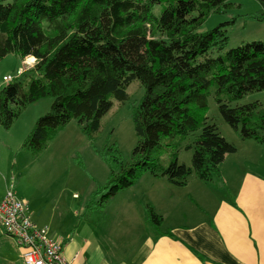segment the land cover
<instances>
[{
    "label": "trees",
    "instance_id": "obj_1",
    "mask_svg": "<svg viewBox=\"0 0 264 264\" xmlns=\"http://www.w3.org/2000/svg\"><path fill=\"white\" fill-rule=\"evenodd\" d=\"M257 1L261 10L254 18L263 21L264 0ZM231 4V0H0V61L11 54L21 61L35 59L31 68L0 89L1 126L9 129L27 106L50 98V110L37 119L21 149L38 156L71 121L93 140L112 108L111 99L124 104L127 88L137 81L144 94L132 111L136 144L131 158L124 161L114 145L98 152L108 177L93 194L100 198L86 209L102 207L145 173L178 187H184L191 175L202 182L219 179L220 165L236 147L203 116L211 88L222 120L241 140L264 148L262 105L229 107L264 90V42L246 43L220 55L228 42L223 24L205 33L196 31L211 13ZM182 147L192 151L190 167L178 163ZM162 148L167 164L155 156ZM145 210L148 220L159 227L161 216L150 206Z\"/></svg>",
    "mask_w": 264,
    "mask_h": 264
},
{
    "label": "crops",
    "instance_id": "obj_2",
    "mask_svg": "<svg viewBox=\"0 0 264 264\" xmlns=\"http://www.w3.org/2000/svg\"><path fill=\"white\" fill-rule=\"evenodd\" d=\"M33 60L28 57L21 63ZM23 68L18 71L30 67ZM6 132L3 137L10 136V129ZM29 132L0 142L22 171L40 178L38 160L51 142L34 157L21 149ZM232 144L236 152L225 157L220 178L211 182L191 175L184 187H178L165 178L141 175L111 198L120 218H83V202L79 209L76 203L68 205L65 186L51 203L39 199L38 192L17 199L26 204L33 223L62 243L71 264H264V148L252 140ZM61 172L56 176L62 177ZM4 174L0 166V201L7 187ZM147 206L161 216L159 227L148 220ZM1 233L0 229V264H23L19 247Z\"/></svg>",
    "mask_w": 264,
    "mask_h": 264
},
{
    "label": "rangeland",
    "instance_id": "obj_3",
    "mask_svg": "<svg viewBox=\"0 0 264 264\" xmlns=\"http://www.w3.org/2000/svg\"><path fill=\"white\" fill-rule=\"evenodd\" d=\"M231 3L229 7L220 8L216 12L211 13L196 29L198 33H205L223 24L222 29L226 30L228 42L226 47L220 52V55H224L228 50L246 43L264 42V20L258 21L254 18V16L259 15L261 10L258 1L231 0ZM160 9L161 6L155 7L153 13L155 15L159 14ZM31 63L33 62L28 64ZM19 67L27 68L28 66L22 64L21 60L12 54L0 61L1 88L6 86L2 81V75L7 74L15 78ZM127 94L129 98L124 104H119L114 99H111L112 108L101 119L100 130L93 140H88L83 136L75 121H71L63 130H60L49 144L47 154L45 153L38 160L42 171V174L39 175L40 178H30L28 171H22L15 156L10 152H3L4 148L0 142V166L5 171L3 187L5 188V180L7 186L11 178H13L16 198L30 197L38 192L39 199L46 198L51 203L56 196H59L60 190L65 186L64 199L68 205L76 203L79 209V204L83 202L84 212L80 214L83 218H99L103 221L120 218V212L111 199L98 208L97 211H91L88 208L86 209V207H92V203L95 205L101 194L94 196L93 194L96 192L98 185L105 184L108 177L107 166L98 156V152L107 145H114L121 153L124 161L129 162L131 158L132 150L136 144L131 119L132 111L142 99L144 90L137 81H134L127 88ZM214 98V90L211 88L210 96L207 99V109L203 115L206 118V122L214 124L219 134L227 142L233 143L237 141L238 144L239 141H244L222 120ZM252 102H259L262 105L261 107L264 108V90L248 94L240 101L230 103L229 107L235 108ZM51 104L52 100L45 98L27 106L9 128L10 136L8 137H3L2 135L7 133L6 131L9 129H4L0 124V140H13L18 135L29 132L37 119L48 113ZM199 133L200 131L198 130L185 143L192 141ZM155 156L167 164L169 158L164 148L156 151ZM191 156L192 151H186L183 147L180 148L178 163L190 167ZM15 165L17 168H15ZM61 171H65L63 172L64 174ZM56 172H61L62 177L56 176ZM105 192L106 190L103 191V194ZM73 194H76L74 198H72ZM124 216L125 218L128 217L127 214ZM67 217L70 221L71 217L69 215ZM45 230L48 232L47 229Z\"/></svg>",
    "mask_w": 264,
    "mask_h": 264
},
{
    "label": "built area",
    "instance_id": "obj_4",
    "mask_svg": "<svg viewBox=\"0 0 264 264\" xmlns=\"http://www.w3.org/2000/svg\"><path fill=\"white\" fill-rule=\"evenodd\" d=\"M27 64L32 67L35 63ZM21 69L17 76L21 74ZM14 78L5 76L7 85ZM14 179L7 184L3 199L0 201V229L19 247L23 264H71L63 254L60 241L51 237L48 232L33 223L27 214V206L15 197Z\"/></svg>",
    "mask_w": 264,
    "mask_h": 264
}]
</instances>
